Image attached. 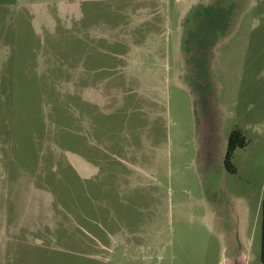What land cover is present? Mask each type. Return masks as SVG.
<instances>
[{
  "label": "rangeland",
  "instance_id": "374dc122",
  "mask_svg": "<svg viewBox=\"0 0 264 264\" xmlns=\"http://www.w3.org/2000/svg\"><path fill=\"white\" fill-rule=\"evenodd\" d=\"M77 1L55 29L0 7V264H224L206 198L263 196L261 134L221 155L264 0Z\"/></svg>",
  "mask_w": 264,
  "mask_h": 264
},
{
  "label": "crops",
  "instance_id": "0c3cea01",
  "mask_svg": "<svg viewBox=\"0 0 264 264\" xmlns=\"http://www.w3.org/2000/svg\"><path fill=\"white\" fill-rule=\"evenodd\" d=\"M2 6L11 7V10H14L16 14L21 11L29 14L28 18L34 29H36L37 23H39L40 28L48 27L45 22L55 29L57 25L56 17L65 19L70 15L74 17L79 12L80 14L82 13L81 3L77 0H6L3 4H0V7ZM245 9L248 10L250 8L247 6ZM243 16L236 23L237 31H240L244 19ZM255 20L256 22L258 21V19ZM256 29L257 27L252 23L246 37V46L247 48H252L253 54L249 56L248 60L243 62L242 77L244 75V80L247 81L243 98L244 105L240 108L239 99L237 98L238 110L234 115V125L230 128L227 136L224 134L221 155L223 158L220 156V158L224 159V164L229 137L233 129H239L247 141L245 147L238 148L234 152L233 159L236 158L238 151L245 150L250 145L251 140L249 141L246 132L258 133L264 137V31H260L258 38H256ZM222 132V126L209 127L204 136L205 142L214 138L222 141ZM212 151L213 149L210 147L206 150L208 154L212 153ZM226 173L223 171L224 177ZM214 191H217V189ZM251 194L252 192L249 189L243 195L235 194V191L227 186L224 190H219L210 198H206V205L210 208L212 219L217 221L220 219L221 231L225 235L226 243L230 245L224 256V264H251L253 258L252 247L256 239L259 223L261 224L262 250L264 189L262 202L261 204L258 202L255 209L252 206Z\"/></svg>",
  "mask_w": 264,
  "mask_h": 264
},
{
  "label": "trees",
  "instance_id": "16d2710c",
  "mask_svg": "<svg viewBox=\"0 0 264 264\" xmlns=\"http://www.w3.org/2000/svg\"><path fill=\"white\" fill-rule=\"evenodd\" d=\"M221 18H223V13H220ZM207 21L205 18L200 19L197 27H195L192 31H191V35H201V37H204L206 35V31L208 29L207 27ZM191 42H192V38H191ZM247 144V141L245 139V136L243 135V133L239 130V129H233L230 137H229V142H228V148H227V152H226V156H225V166L227 168L228 171L235 173L236 172V168L233 164V156H234V152L238 149V148H243L245 147ZM263 236H262V250H261V261L262 263H264V197H263Z\"/></svg>",
  "mask_w": 264,
  "mask_h": 264
}]
</instances>
